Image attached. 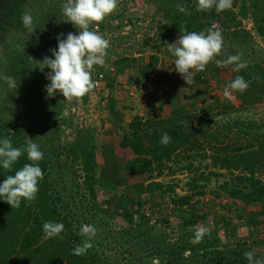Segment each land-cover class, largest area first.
Instances as JSON below:
<instances>
[{
  "label": "rangeland",
  "instance_id": "obj_1",
  "mask_svg": "<svg viewBox=\"0 0 264 264\" xmlns=\"http://www.w3.org/2000/svg\"><path fill=\"white\" fill-rule=\"evenodd\" d=\"M185 1L120 0L118 10L107 17L104 22L96 24L95 30L110 42L105 64L94 66L93 69L105 70L101 93L108 100L107 105L110 104L112 111L126 109L121 125L116 124L115 129L110 126L111 118L109 116L111 114L109 115V113L107 121L109 127L107 126L103 130H98L91 125L80 126L73 113L77 112L80 117L85 116L83 119L86 120L89 116L88 108L86 111L82 108L84 102L77 99L76 103V98L66 101L59 92L49 96L46 91V86L50 84L47 77L51 70L45 68L46 66L41 63L45 57L54 58L52 50H58V36L63 34L61 38L66 39L68 33L79 34V30L73 24L66 22L67 18L62 14V6L67 3V0H27L30 13L35 18L36 31L27 33V30L24 29L28 38L16 41L14 47L6 48L0 54V77L12 76L18 85L16 89H10L4 80L0 79V121L6 122L11 129L18 131L26 144L30 138L40 146V150L44 154L43 160L47 161V167H49L50 187L68 201L71 207L77 206V213L80 216L93 220L94 226L98 229L97 232H121L128 226L127 219L129 217L127 214L136 215L138 213V216L141 214L139 211L136 212L134 204L136 197L131 190L126 189L120 194L119 199H114V190L108 186L111 183L118 184L117 186L121 184L116 179L119 175L116 159L123 156L122 150L117 147L118 142L116 140L111 142V137L119 136L120 138L123 134L126 136L134 134L131 133L132 131H128L124 120L130 121L133 116L142 118L147 109V104L146 106L144 104L143 107L144 101L146 102L149 97L157 99L158 95L153 96L150 92L156 91L160 86L157 85L154 88L148 82L143 89V96L140 97L141 93L133 87V84L129 83L137 76L133 68L127 69L122 74L123 77L114 78V65L117 60H129V58H133V53L142 54L146 50L142 42L138 44L131 40L135 28L130 24L132 20H147L149 22L147 29L153 38L151 46L162 62L160 69L162 77L158 84H161L163 92L169 96L166 97V101L164 100L166 107H162V117L166 116L172 107L182 102L190 114V125L197 127V124L202 122L204 125L202 129L205 128L207 137L217 136L225 141L237 140L243 143L244 140L249 141L250 139L243 130L248 129L250 134L264 132V100L242 107L232 92L231 99L224 98L226 107L221 105L208 110L207 106L209 105H205L200 109L202 102L199 98L203 88L193 80L191 84L187 85L184 78L175 71V65L169 56L171 53L166 45L173 44V41L177 40L178 34L164 31L162 27L160 28L159 22L163 21L164 24H169V21L172 23V17L168 15L173 11L177 12L176 5L184 4ZM240 3V0H234L232 10L237 11ZM164 8L169 13L166 16L165 13H159ZM163 15L166 19L163 18ZM241 17H243L242 28L248 30L246 43L242 45V50L240 49L242 61L248 63L264 60V42L252 30L248 13L246 12ZM124 20L127 23L126 26H124ZM214 21L217 23V30L226 29L221 20L215 19ZM165 36L168 38L171 36L170 42H166ZM17 45L25 47V52L20 51ZM147 56L149 55H145L146 58ZM134 58L144 59L138 55ZM108 68L112 69L108 70ZM229 75L230 69L228 68L224 72L220 71L216 77L213 75L208 77L216 87L224 86L225 88L224 83ZM156 79L158 80L157 76ZM127 88L133 91L132 95L127 94ZM207 89L209 90V84ZM172 93L174 94L173 99H171ZM208 95L205 98L207 100L209 99ZM168 98L170 99L168 100ZM73 100L79 108L71 113L70 107ZM233 121L242 126L240 131H236L235 127H232L231 131H226L223 128L227 124H232ZM70 147H72L71 151L77 153V159H74L72 155H67ZM81 147L84 150H79ZM204 148L207 149V147ZM125 150V157L128 161H132L134 170L139 169L138 165L142 164L139 161L142 159L150 161L151 154L146 153L145 149L134 152L133 150L136 149L132 150L129 147ZM88 152L92 153L90 163H95L97 170L95 175L87 177L86 180L82 167L85 163L87 164L86 154ZM204 152L203 149L197 148L194 151H189L188 156L185 152H177L167 162L156 161L153 164L149 162L148 174L154 177L153 181L159 182L162 186L153 188V200L143 206L142 214L147 216L152 210L154 213L151 215L155 219L156 229L166 228V232L197 231L201 227L219 228L231 220L237 228L231 230L233 232L227 234L226 238L235 240L243 237L248 239L249 235L250 239L255 242L253 250L261 258H264V223L259 214V208L257 205H244L231 200L223 192L218 191V186L228 178V173L212 167L208 158L201 157ZM209 152L210 150L207 149L206 154ZM58 153L62 155L61 158ZM157 169L160 170V175H156ZM217 172L220 175H216ZM98 179L106 181L97 182ZM192 184L201 186L199 189L203 193L192 196L189 205L180 214L186 220L185 224L180 226L181 218H174V215L166 218L160 212L170 210L167 196H170L171 192L180 196L190 194L196 190L191 188ZM140 199H145V197ZM96 204L99 206L97 207ZM149 208L151 209L149 210ZM250 228L254 230L251 234L247 232V229L250 230ZM114 252L111 251L108 256L113 258ZM116 258L119 256L116 255Z\"/></svg>",
  "mask_w": 264,
  "mask_h": 264
},
{
  "label": "trees",
  "instance_id": "obj_2",
  "mask_svg": "<svg viewBox=\"0 0 264 264\" xmlns=\"http://www.w3.org/2000/svg\"><path fill=\"white\" fill-rule=\"evenodd\" d=\"M240 1L237 11L231 8L217 13L215 8L207 12L197 11V0H186L184 5H187L190 15L178 11L169 14L164 8L159 13H165V16L169 14L168 16L172 17V23L168 21L169 24L161 25L160 28L162 27L164 31H169L171 34L176 32L175 35L178 34V39L181 34L180 28L186 27L189 32H200L208 29L215 19L221 20L222 25L226 26L225 30L221 28L219 31L223 34L227 54L235 55L240 53L242 45L246 43L248 30L242 28L243 17H241L246 12L252 30L264 42V0ZM191 4L196 5L192 6ZM24 12H30L27 0H0V54L6 48L14 47L16 41H23L28 38L21 21ZM163 18H165L164 15ZM248 18L246 17V19ZM162 38L164 39V35ZM165 38L166 42H170L171 36L170 38L165 36ZM169 56L170 59L174 58L172 54ZM143 58V60L134 57L129 58V60H117L114 65V78L123 77L122 74L127 69L133 68L137 76L129 83L133 84L134 88L137 85L139 88H144L148 82L153 81L152 78H149V74L161 66L162 62L160 57L155 54L149 55L147 58L143 56ZM224 58L226 56L217 57V59ZM245 62L247 67L239 72L233 71L235 65L222 67L224 71L230 69V75L224 85L230 84L237 76H242L250 82V87L243 94L238 91L233 92L242 107L264 100V60ZM218 68L219 66L215 62H210L205 71L195 72L193 75V82L196 81L198 86L203 88L199 98L202 102L200 109L204 108L205 105H209L208 108L206 107L208 110L216 106H225L224 98L226 97L223 95L222 86L217 87L218 89L213 95H208V100L205 99L209 92L207 87L211 81L208 76L216 77V74L221 71ZM159 76L157 74L158 78ZM150 93L154 96L155 90ZM158 97L157 99L150 97L147 100V109L142 118L133 116L130 121L126 122L128 131H132L131 133L134 134L129 136L123 134L120 138L119 136L111 137V142L113 140L118 142L117 147L122 150L123 156H119V160L116 159L119 170L116 179L121 184L117 186L118 184L111 183L108 186L114 190V199H119L120 194L126 189L131 190L136 197L134 202L136 212H141L140 216L138 213L136 215L127 214L129 217L127 219L128 226L123 228L121 232H97L91 241L93 246L86 255H73V249L81 245L85 239L80 235V227L83 224L94 225V221L80 216L77 213V206L71 207L68 201L50 187L49 167H47V161L42 160L39 162V166L43 170L44 179L39 184L37 199L33 203L29 205L22 201L20 208L16 209L11 208L0 199V264H153L154 258H159V264H248L244 253L254 251L255 242L250 239L249 235L248 239L243 237L235 240H233L234 238H226L227 234L233 232L231 230L237 228L231 220L219 228H206L210 232V236L206 235L201 243L193 245L190 241L194 239L195 230L189 232H166V228L158 230L155 219L151 215L154 213L150 210L151 208H149L150 211L147 216L142 214V210L143 206L148 205L153 200V188H161L162 186L159 182L153 181L154 177L148 174L149 162L152 164L156 161L159 163L167 162L177 152H185L188 156L189 151L200 148L205 151L201 157L208 158L212 167L228 173V178L221 182L218 191L241 204L257 205L264 223V132L250 134L248 129L243 130L250 137L249 141L244 140L243 143L237 140L225 141L217 136L214 138L207 137L205 128L202 129L204 126L202 122H199L197 127L190 125V114L182 102L176 104L166 116L162 117L163 106L160 99L163 98L166 101V97L169 96L162 92ZM171 97L173 99L174 94ZM106 109L108 110L107 114L112 112L110 104L106 105ZM155 113L158 114L157 118L154 116ZM9 126L6 122L0 121V138L8 137L12 140L14 147H26L24 138L18 131ZM232 127H235L236 131H240L242 126L237 125L236 121L223 126L226 131H231ZM164 133H168L172 137L171 143L167 146L160 143ZM129 147L132 150L136 149L133 150L134 152L145 149L146 153L151 154V157L149 156L150 161L142 159L139 161L142 163L138 165L139 169L134 170L132 161H128L125 157V149H129ZM204 147L210 150L209 154H206L207 149ZM71 149L72 147H70L67 155H72L74 159H77V153ZM79 150L82 151L84 148L81 147ZM58 156L59 158L62 157L60 153ZM86 156L88 161L82 170L84 178L87 180V177L95 175L97 167L95 163H90L92 153L88 152ZM26 163H30V161L27 160L25 153L13 166L12 172H7L0 167V184L3 183L7 175H14L15 171ZM159 173L160 170L157 169L156 175H160ZM216 175H220L219 172ZM102 181L106 180H97V182ZM191 188L196 190L181 196L171 192L172 194L167 196L170 210L160 213L166 218L173 215L174 218H181L180 226H183L186 220L180 215L181 212L189 205L193 195L203 193L199 189L201 186L192 184ZM141 197H145V199H140ZM96 206L98 207L99 204ZM45 221L63 223L65 232L61 235L64 238L45 239L42 230ZM74 225L75 230L73 229ZM247 232L251 234L254 230L250 228V230L247 229ZM111 251H115L113 258L108 256ZM254 252L256 258L261 259L257 252ZM116 255L119 258H116Z\"/></svg>",
  "mask_w": 264,
  "mask_h": 264
},
{
  "label": "clouds",
  "instance_id": "obj_3",
  "mask_svg": "<svg viewBox=\"0 0 264 264\" xmlns=\"http://www.w3.org/2000/svg\"><path fill=\"white\" fill-rule=\"evenodd\" d=\"M233 0H197V11L223 12L231 9ZM120 0H67L62 6V14L67 18L66 22L73 24L79 34L68 33L66 39L57 37L58 50H52L54 58L45 57L41 64L50 69L47 79L50 84L46 86L49 96L57 92L65 97L66 101L73 98L80 99L89 94L96 87V81L92 78L94 66H103L108 56L110 42L99 34L94 26L104 22L107 17L114 14L119 8ZM178 12L190 15L187 5L177 4ZM23 27L28 32L36 31L35 18L30 12H24L21 16ZM180 36L173 44H167L168 51L175 57V71L184 78L186 84H191L195 72H203L210 62H215L219 67L235 65L233 71L239 72L247 67L242 61V53L227 54L224 37L221 31L213 25L200 32H189L186 27L180 28ZM18 49L25 52V47L17 45ZM226 56L224 59L217 57ZM10 89L18 87L12 76H2ZM250 87V82L242 76H237L224 89V96L232 98V92L243 94ZM231 90V91H230ZM211 114V113H210ZM212 115V114H211ZM172 141L168 133H164L160 143L167 146ZM27 154L26 163L14 175H7L0 184V199L11 208L19 209L22 201L27 204L37 199L39 184L44 179V173L39 162L44 154L40 146L29 138L26 147H14L8 137L0 138V167L7 172H12L13 166L22 155ZM75 230V225L73 226ZM45 239L64 237L65 225L61 222L45 221L42 225ZM98 229L94 225L83 224L80 227V235L84 237L83 243L73 249L76 256L86 255L92 248L91 241L95 238ZM209 235L208 229L201 227L190 241L193 245L201 243L203 238ZM248 264H264V258L257 259L254 251L244 253ZM153 264H159V258L153 259Z\"/></svg>",
  "mask_w": 264,
  "mask_h": 264
},
{
  "label": "built area",
  "instance_id": "obj_4",
  "mask_svg": "<svg viewBox=\"0 0 264 264\" xmlns=\"http://www.w3.org/2000/svg\"><path fill=\"white\" fill-rule=\"evenodd\" d=\"M126 20V19H125ZM123 21L124 26L127 25L126 21ZM149 22L147 20H143V21H139V20H132L131 21V25H133L135 28L133 30V36L131 38L132 42L134 43H143L144 47L146 48L145 52H143L142 54H136L133 53V57L138 56H145V55H156L155 50L152 48L151 46V42H152V38L148 33V27H149ZM160 25H164L163 21L159 22ZM215 26V28L217 29V23L214 21L209 25V28H211L212 26ZM94 28H96V25L94 26ZM178 40V39H177ZM154 51V52H153ZM157 56V55H156ZM173 63L175 61V57L172 59ZM112 68H108V70H111ZM219 71H223L224 69L222 67L218 68ZM105 70H92V78L94 81H96V87L94 88V90L92 92H90L89 94L85 95L84 97L80 98L81 101H83L84 103H82V108H84V110L86 111V108H88V116L86 114V116L88 118L83 119V117H80V115L75 112V109H78L79 107L76 106V104H74V100H73V104L70 107V111L71 113H73L74 117L77 119V121L79 122L80 126H84L86 127L87 125H91L94 128L98 129V130H103L104 128H106L109 124H107L108 121V114H107V109H106V105H107V99L106 97H103L102 95V88H103V83H104V77H105ZM155 71L149 74V78L154 79L155 78ZM157 87V86H156ZM137 88H139V85L137 86ZM223 90V95H224V86H222ZM217 90L216 85L213 83V81H210L209 84V95H213L215 93V91ZM132 90H129L127 88V94L128 95H132ZM163 92V88L159 86L158 89H156L155 94L156 95H161ZM76 103H77V99H76ZM83 111V110H82ZM83 115V114H82ZM154 116L157 118L158 114L155 113Z\"/></svg>",
  "mask_w": 264,
  "mask_h": 264
},
{
  "label": "crops",
  "instance_id": "obj_5",
  "mask_svg": "<svg viewBox=\"0 0 264 264\" xmlns=\"http://www.w3.org/2000/svg\"><path fill=\"white\" fill-rule=\"evenodd\" d=\"M158 68H159V70H158ZM158 68H156L154 71L156 72V76H157V74H159L160 76H159V78H158V80L156 79V78H154L153 79V81H150V83L152 84V86L155 88L157 85H160L161 86V84H158L159 83V80H160V77H162V73H160V69H161V66H158ZM138 86V85H137ZM137 88V87H136ZM145 88V87H144ZM143 87H140V88H138L137 89V91H140V93L141 94H139V96L140 97H142L143 96V89H144ZM150 98V97H149ZM149 98H147V100L149 99ZM157 98H159V97H157ZM155 99V98H154ZM147 100H146V102L144 101V103H143V107H144V104H145V106H146V104H147ZM161 100V102H162V106H163V108H165L166 107V105L164 104L165 103V99H163V98H161L160 99ZM169 102V101H168ZM113 113H109V117L111 118V123H110V126H111V128H113V129H115L116 127H117V125L116 124H120L121 125V122L123 121V117H125V114H126V109H120V110H116V109H114L113 111H112ZM125 122H128V120H124ZM108 127H109V125H108Z\"/></svg>",
  "mask_w": 264,
  "mask_h": 264
}]
</instances>
